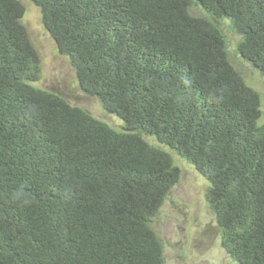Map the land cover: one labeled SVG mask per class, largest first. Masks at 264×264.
Instances as JSON below:
<instances>
[{
    "label": "trees",
    "instance_id": "trees-1",
    "mask_svg": "<svg viewBox=\"0 0 264 264\" xmlns=\"http://www.w3.org/2000/svg\"><path fill=\"white\" fill-rule=\"evenodd\" d=\"M32 1L80 86L124 127L35 85L24 6L0 0V264H165L151 223L181 175L166 147L209 181L232 259L264 264L261 100L221 27L264 75V0Z\"/></svg>",
    "mask_w": 264,
    "mask_h": 264
},
{
    "label": "rangeland",
    "instance_id": "rangeland-1",
    "mask_svg": "<svg viewBox=\"0 0 264 264\" xmlns=\"http://www.w3.org/2000/svg\"><path fill=\"white\" fill-rule=\"evenodd\" d=\"M20 1L24 6L22 23L41 60L42 72L35 85L59 93L69 103L84 108L114 129L123 130L124 121L116 114L106 113L100 100L80 86L69 58L60 52L55 39L45 27L40 7L32 0ZM191 12L203 15L199 7L191 8ZM229 25L228 19L221 21L231 61L241 71L245 82L258 92L262 110L258 124H264V75L236 51L240 36ZM146 139L163 146L153 136H146ZM166 148L171 152L181 175L151 223L162 241L165 264H238L222 246L215 214L205 199L209 181L191 163L169 147Z\"/></svg>",
    "mask_w": 264,
    "mask_h": 264
}]
</instances>
